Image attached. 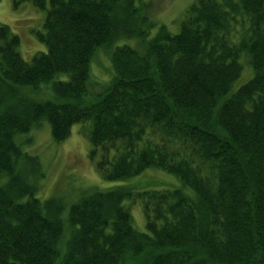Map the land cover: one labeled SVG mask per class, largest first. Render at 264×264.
Segmentation results:
<instances>
[{
	"label": "trees",
	"instance_id": "16d2710c",
	"mask_svg": "<svg viewBox=\"0 0 264 264\" xmlns=\"http://www.w3.org/2000/svg\"><path fill=\"white\" fill-rule=\"evenodd\" d=\"M33 3L47 9L46 50L31 60L0 22V264H264V0H195L178 31L152 36L142 1ZM111 44L112 76L91 80L96 48ZM243 53L253 71L240 81ZM42 117L56 141L90 121L105 179L156 166L181 184L87 189L65 219L60 196L37 193L39 157L15 140ZM127 199L142 201L146 230Z\"/></svg>",
	"mask_w": 264,
	"mask_h": 264
},
{
	"label": "rangeland",
	"instance_id": "374dc122",
	"mask_svg": "<svg viewBox=\"0 0 264 264\" xmlns=\"http://www.w3.org/2000/svg\"><path fill=\"white\" fill-rule=\"evenodd\" d=\"M137 1L145 4L146 11L154 23L150 28V36H152L161 24L167 25L172 31H178L189 5L195 0ZM46 14L47 9L36 6L33 0H25L18 7H14L13 0H0V22L9 24L12 30L20 35V51L27 60H31L36 52L46 50V44L38 36L39 31H44ZM241 28L238 25V29ZM123 41L130 45L136 44L134 37L116 39L113 44ZM111 47H113L112 44L99 45L96 48L91 60V80L105 81L112 76ZM240 60L243 64V75L240 81H243L248 78L245 75H251L253 70L247 54L243 53ZM58 77H67V75ZM51 83H44L43 90H48L50 93ZM32 94L31 92L30 95ZM89 122L74 123L70 135L62 141H56L53 138L51 124L45 117L37 121L29 131L17 132L15 135V140L21 145L23 151L38 156L41 161L44 176L38 180L37 193L42 198L60 196L65 204L63 210L65 219H67L70 204L87 189L107 188L117 183H128L136 190L173 187L181 184L176 174L156 166L122 180L103 178L97 168L96 159L90 154L92 144L88 136ZM125 202L131 204L136 226L146 230L142 201L138 199L136 203H132L127 199Z\"/></svg>",
	"mask_w": 264,
	"mask_h": 264
}]
</instances>
